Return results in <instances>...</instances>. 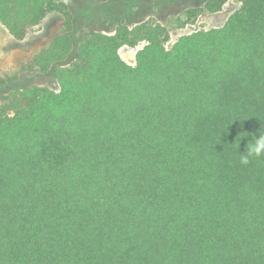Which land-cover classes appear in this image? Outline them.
Listing matches in <instances>:
<instances>
[{
  "label": "trees",
  "instance_id": "trees-1",
  "mask_svg": "<svg viewBox=\"0 0 264 264\" xmlns=\"http://www.w3.org/2000/svg\"><path fill=\"white\" fill-rule=\"evenodd\" d=\"M68 1L0 0L16 41L63 17L29 64L58 91L0 77V264H264V153L241 162L264 136V0L168 48L151 21L76 36Z\"/></svg>",
  "mask_w": 264,
  "mask_h": 264
},
{
  "label": "rangeland",
  "instance_id": "rangeland-1",
  "mask_svg": "<svg viewBox=\"0 0 264 264\" xmlns=\"http://www.w3.org/2000/svg\"><path fill=\"white\" fill-rule=\"evenodd\" d=\"M205 0H108L99 3L95 0H69L68 10L73 21V33L82 30H102L107 34L111 29L140 21H151L165 27L169 32L165 47L180 36L199 30L220 28L230 14L240 4L228 0L217 13L202 12L193 24L179 28L188 10L201 8ZM63 17L57 12L48 13L41 23L28 30L21 41L14 40L0 24V77L14 79L15 87L38 85L58 91L57 84L48 76L39 75L29 64L33 57L47 48L51 40L62 32ZM122 47L120 57L128 64L134 65V56L138 49Z\"/></svg>",
  "mask_w": 264,
  "mask_h": 264
},
{
  "label": "clouds",
  "instance_id": "clouds-1",
  "mask_svg": "<svg viewBox=\"0 0 264 264\" xmlns=\"http://www.w3.org/2000/svg\"><path fill=\"white\" fill-rule=\"evenodd\" d=\"M248 155H241V162L242 163H248V156L250 155H256L259 156L262 153H264V136H259L258 139H256L255 143L252 145L250 149L247 150Z\"/></svg>",
  "mask_w": 264,
  "mask_h": 264
},
{
  "label": "built area",
  "instance_id": "built-area-1",
  "mask_svg": "<svg viewBox=\"0 0 264 264\" xmlns=\"http://www.w3.org/2000/svg\"><path fill=\"white\" fill-rule=\"evenodd\" d=\"M167 48V47H166Z\"/></svg>",
  "mask_w": 264,
  "mask_h": 264
}]
</instances>
